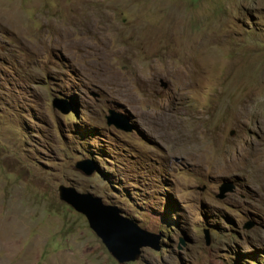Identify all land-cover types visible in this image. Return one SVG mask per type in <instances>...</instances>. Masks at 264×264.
<instances>
[{"label": "rangeland", "instance_id": "rangeland-1", "mask_svg": "<svg viewBox=\"0 0 264 264\" xmlns=\"http://www.w3.org/2000/svg\"><path fill=\"white\" fill-rule=\"evenodd\" d=\"M60 185L158 248L119 263ZM0 264H264V0H0Z\"/></svg>", "mask_w": 264, "mask_h": 264}, {"label": "water", "instance_id": "water-1", "mask_svg": "<svg viewBox=\"0 0 264 264\" xmlns=\"http://www.w3.org/2000/svg\"><path fill=\"white\" fill-rule=\"evenodd\" d=\"M164 86V81L161 82ZM52 107L60 112H66L67 108L63 103L54 98ZM107 125H112L117 129L129 131L132 129V124L127 123L126 117L110 111L106 117ZM234 131H230L232 135ZM75 168L83 172L85 175L95 171L93 165H89L87 161H78ZM234 185L231 181H223L219 187V198L225 197L227 192H231ZM59 198L69 204L73 209L84 215L90 229L101 240L108 252L119 263L135 260L140 254V248L149 246L157 249V237L140 228L132 220L125 216H121L120 210L114 205L102 203L99 197L93 196L90 193L77 192L73 187L60 185L58 187ZM251 227V224L246 226ZM205 244L210 243L208 231H204Z\"/></svg>", "mask_w": 264, "mask_h": 264}, {"label": "clouds", "instance_id": "clouds-1", "mask_svg": "<svg viewBox=\"0 0 264 264\" xmlns=\"http://www.w3.org/2000/svg\"><path fill=\"white\" fill-rule=\"evenodd\" d=\"M163 80H161V82H162Z\"/></svg>", "mask_w": 264, "mask_h": 264}, {"label": "bare ground", "instance_id": "bare-ground-1", "mask_svg": "<svg viewBox=\"0 0 264 264\" xmlns=\"http://www.w3.org/2000/svg\"><path fill=\"white\" fill-rule=\"evenodd\" d=\"M83 45V44H82Z\"/></svg>", "mask_w": 264, "mask_h": 264}]
</instances>
